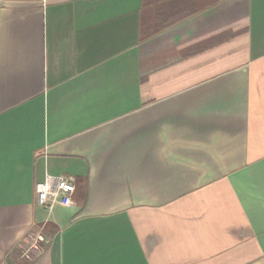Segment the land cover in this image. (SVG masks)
<instances>
[{
  "label": "crops",
  "instance_id": "crops-1",
  "mask_svg": "<svg viewBox=\"0 0 264 264\" xmlns=\"http://www.w3.org/2000/svg\"><path fill=\"white\" fill-rule=\"evenodd\" d=\"M0 264H264V0H0Z\"/></svg>",
  "mask_w": 264,
  "mask_h": 264
},
{
  "label": "built area",
  "instance_id": "built-area-1",
  "mask_svg": "<svg viewBox=\"0 0 264 264\" xmlns=\"http://www.w3.org/2000/svg\"><path fill=\"white\" fill-rule=\"evenodd\" d=\"M75 190L76 185L73 177L47 176L44 182L36 185L37 201L38 204L44 207L48 212H52L56 205L73 206V195ZM43 241H45L44 236L39 233L36 236L35 242L30 243V246L26 245V254L32 250L37 242Z\"/></svg>",
  "mask_w": 264,
  "mask_h": 264
}]
</instances>
